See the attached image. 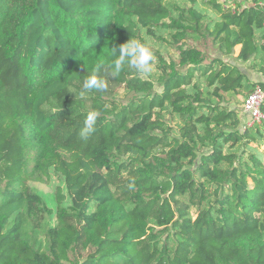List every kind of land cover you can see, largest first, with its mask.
Wrapping results in <instances>:
<instances>
[{
	"label": "trees",
	"instance_id": "1",
	"mask_svg": "<svg viewBox=\"0 0 264 264\" xmlns=\"http://www.w3.org/2000/svg\"><path fill=\"white\" fill-rule=\"evenodd\" d=\"M190 13L235 60L264 53V4L229 9L213 33ZM169 16L163 0H0V264H264V127L221 104L246 73L176 40L156 82L112 75L110 48ZM97 67L107 88L83 91ZM37 171L63 179L54 208Z\"/></svg>",
	"mask_w": 264,
	"mask_h": 264
},
{
	"label": "rangeland",
	"instance_id": "2",
	"mask_svg": "<svg viewBox=\"0 0 264 264\" xmlns=\"http://www.w3.org/2000/svg\"><path fill=\"white\" fill-rule=\"evenodd\" d=\"M219 6H214L210 0H163L164 6L169 10V18L161 20L154 26L140 29V38L142 42H146L154 53L153 70L148 74H141L144 78H148L153 81L158 80L159 75V62L160 58L169 61L171 58H177L176 40H180V43H187L191 45H198L209 55H220L222 58H227L231 62L237 63L239 67L246 73L249 81H244V87L235 94H225L226 100L222 102L223 105L234 107L239 111L241 118V128H247L254 133L257 130H261L264 127V122L249 127L246 125L248 115L245 112V100L248 95L253 91V88L260 81H264V53L258 51L255 58L249 62L243 63L234 59L232 55H227L228 50L227 43L225 41L212 40L213 36H208L206 32L202 35L192 33L193 28L192 15L190 10L197 11L203 15L202 22L207 25L208 31L212 32L218 28V25L225 22L223 14L232 11H239L245 6L250 5H262L264 0H216ZM235 29L239 26H233ZM260 30H255V39L260 41ZM181 36V39L178 37ZM240 46L235 47V55L237 54ZM226 54V55H225ZM204 78L196 79L194 84L206 92L204 87ZM124 92L119 93L122 95ZM214 102L218 99L213 98ZM264 109V106H263ZM167 125L172 128L173 134H177L181 120L175 114H170V109L166 108L163 111ZM247 126V127H246ZM256 149L264 151V142L258 140L256 142ZM39 172H35L32 175V186L43 195L47 203L54 208V189L57 185L63 184V179L56 173H51L50 179L41 177Z\"/></svg>",
	"mask_w": 264,
	"mask_h": 264
},
{
	"label": "clouds",
	"instance_id": "3",
	"mask_svg": "<svg viewBox=\"0 0 264 264\" xmlns=\"http://www.w3.org/2000/svg\"><path fill=\"white\" fill-rule=\"evenodd\" d=\"M111 55L114 57L112 63V75H118L127 66L141 74L151 73L153 70L154 53L151 47L140 39L131 38L126 43L111 47ZM97 67L83 83V91H103L107 88V82L99 75ZM99 113L96 110L90 111L85 118V126L81 130V137L87 138L95 131V124Z\"/></svg>",
	"mask_w": 264,
	"mask_h": 264
},
{
	"label": "built area",
	"instance_id": "4",
	"mask_svg": "<svg viewBox=\"0 0 264 264\" xmlns=\"http://www.w3.org/2000/svg\"><path fill=\"white\" fill-rule=\"evenodd\" d=\"M264 90L256 85L245 100V112L248 115L246 125L253 127L264 122ZM246 126V127H247Z\"/></svg>",
	"mask_w": 264,
	"mask_h": 264
}]
</instances>
